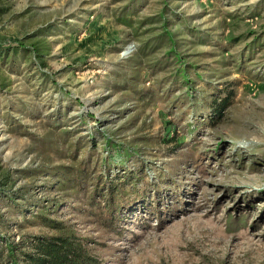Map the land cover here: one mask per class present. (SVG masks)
<instances>
[{
	"label": "rangeland",
	"instance_id": "rangeland-1",
	"mask_svg": "<svg viewBox=\"0 0 264 264\" xmlns=\"http://www.w3.org/2000/svg\"><path fill=\"white\" fill-rule=\"evenodd\" d=\"M44 218L100 264H264V0H0V248Z\"/></svg>",
	"mask_w": 264,
	"mask_h": 264
},
{
	"label": "trees",
	"instance_id": "trees-1",
	"mask_svg": "<svg viewBox=\"0 0 264 264\" xmlns=\"http://www.w3.org/2000/svg\"><path fill=\"white\" fill-rule=\"evenodd\" d=\"M39 50L38 47L37 51ZM36 54L42 56L40 53ZM233 94V91L225 89L222 95H213L209 105L208 120L210 124H217L222 120V113L232 103ZM106 144L108 145L106 148H112L106 163L112 161L115 157H120L121 154L126 157L129 151L121 150L120 146L111 143L108 139H106ZM42 224L58 230L59 233L47 236H30L19 243L12 242L3 245L0 248V264H100L99 260L90 253L79 237L73 233L62 231L64 227L60 222L44 218Z\"/></svg>",
	"mask_w": 264,
	"mask_h": 264
}]
</instances>
